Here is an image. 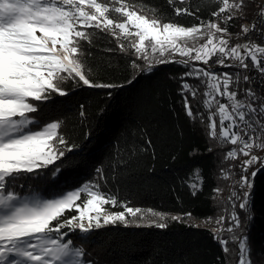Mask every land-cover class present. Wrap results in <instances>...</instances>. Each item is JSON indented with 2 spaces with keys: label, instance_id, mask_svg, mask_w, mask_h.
I'll list each match as a JSON object with an SVG mask.
<instances>
[{
  "label": "snow or ice",
  "instance_id": "snow-or-ice-1",
  "mask_svg": "<svg viewBox=\"0 0 264 264\" xmlns=\"http://www.w3.org/2000/svg\"><path fill=\"white\" fill-rule=\"evenodd\" d=\"M174 2L169 0L170 4ZM217 3L222 6L211 14L217 22L201 21L198 25L183 26L165 22L155 11L148 15L142 9L138 10L134 2L125 0H0V264H92L86 258L84 248L76 246L74 239L68 238L69 233L78 230L80 234H88L116 224L159 229L168 226V214L129 206L128 201H120L114 194L103 191L99 181L88 182L53 198H44L36 192L21 195L15 187L20 178L38 174L50 166L52 174H58L63 167H57L56 162L63 165L68 152L80 147L67 146L64 136L58 132L61 121L45 124L42 116L38 115L43 112V103L53 100V93L67 95L62 91V85L75 78L84 86L122 87L90 81L91 73L90 69L86 72L82 43L91 44L95 34L93 30L110 32L116 37L121 52H131L145 60L147 66L143 69L133 62L132 67L138 73H150L159 63L187 66L190 61H196L207 66L215 58L221 67L245 70L249 68L250 60L252 67L264 76V46L249 41L230 47L225 38L229 35L227 24L235 18L233 10H241L244 0L235 3L217 0ZM175 11L178 16L195 15L189 8H176ZM226 12L229 15L225 16ZM259 16L260 20L251 27L241 26L243 35L250 32L264 34V9ZM221 20L224 27H221ZM218 33L222 35L217 36ZM201 37H206L204 44L187 46L188 40L195 41ZM176 54L188 59H166ZM153 59L155 64L151 62ZM226 59L233 63L226 64ZM185 76L205 78L202 80L207 88L203 106L210 112L207 135L221 144L239 145L228 151L225 159H235L238 154L249 156L241 164L242 171L246 173L248 167L259 159L250 155L252 149H264V87L259 89L262 95L258 97L249 75H237L233 80L231 73H217L204 67H191L181 77L182 81ZM241 79L249 84L242 90L245 99H238V92L231 89V85ZM127 83H132V80ZM189 92L193 97L197 94L192 84L182 82L184 107L187 115L192 117L185 95ZM217 116L219 132L216 130ZM68 166L71 167L72 163L69 162ZM259 170L254 171L250 178L241 176L239 187L242 190L247 188V191L241 198L237 191L232 190L229 197L233 204L231 216L217 219L218 224L225 221L229 224L226 230L233 233L230 241L238 246V264H252V261L247 232L235 234V230L240 228L235 202L239 201V209L251 221L254 218L251 213L252 191ZM96 173L101 180L105 179L102 169L97 168ZM222 174L227 177L225 170ZM189 181L188 187L192 195H196L202 187L200 169L194 170ZM213 191L218 193L220 189ZM82 196L86 199L81 206L77 201ZM108 205L124 210L111 211L106 208ZM72 209L76 214L65 217V212ZM129 216L131 219L127 218ZM184 216L191 217V213L170 218L179 221ZM151 217H158V220ZM206 219L211 221L212 218ZM224 230L218 228L213 238L227 253L229 240L220 234Z\"/></svg>",
  "mask_w": 264,
  "mask_h": 264
},
{
  "label": "trees",
  "instance_id": "trees-1",
  "mask_svg": "<svg viewBox=\"0 0 264 264\" xmlns=\"http://www.w3.org/2000/svg\"><path fill=\"white\" fill-rule=\"evenodd\" d=\"M125 2H134L138 10L142 9L148 15L155 11L165 22L183 26L198 25L201 21L217 22L211 14L222 6L217 0H175L172 4L169 0ZM176 8H189L195 15L178 16ZM261 9H264V0H244L241 10H233L235 18L227 24L228 33L241 34V26L250 27ZM220 23L221 27L225 26L222 20ZM93 31L91 44L82 43L86 72L90 69L91 73L90 81L122 87L84 86L75 78L62 85V91L67 95L53 93V100L44 102L43 112L38 115L42 116L45 124L61 121L58 132L64 136L67 146L80 147L68 152L63 165L56 162L57 167H63L58 174L53 175L50 166L38 174L20 178L15 190L21 195L36 192L44 198H53L88 182L99 181L103 191L114 194L120 201H128L129 206L143 210L150 208L169 215L165 229L116 224L88 234H80L78 230L69 233L68 238L74 239L76 246L84 248L86 258L92 264H238V246L230 241L233 233L226 230L229 224L227 221L218 224L217 219L231 216L233 204L229 197L232 190L237 191L241 198L247 191V188L242 190L239 187L241 176L250 178L254 171L260 169L252 191L251 213L254 218L248 221L247 214L239 209V201H236L240 228L235 230V234L247 232L252 264H264V168H261L264 149L251 151L250 155L259 159L245 173L241 164L249 156L240 154L238 158L225 159L227 152L239 145L221 144L209 138L210 112L203 106L207 90L206 83H202L205 78L185 76L181 80L191 67H201V62L190 61L187 66L159 63L150 73H138L132 67L133 62L143 69L147 66L145 60L131 52H121L116 37L110 32ZM148 54L153 55L151 52ZM173 58L188 59L166 57ZM151 62L155 64L156 60ZM225 63L232 64L233 61L226 59ZM209 69L231 73L233 80L237 75L241 76L237 67L215 64ZM129 80L132 83H127ZM182 82L192 84L197 92L195 97L191 92L185 94L192 117L187 115L184 107ZM231 89L238 92V99H245L242 90L246 88L242 79L233 83ZM218 99L227 103L222 97ZM216 123L219 132L218 116ZM97 168L102 169L105 179L98 177ZM195 169L201 171L202 187L192 195L188 183ZM222 170L227 173L226 178ZM217 188L220 189L218 193L213 191ZM85 199L82 196L77 202L82 205ZM106 208L124 210L110 205ZM184 213H191V217L184 216L179 221L170 218ZM74 214L76 210L72 209L64 215ZM208 217L212 218L211 226L193 222L207 221ZM127 218L131 219L130 216ZM221 226L225 230L220 234L229 240L227 253L213 238Z\"/></svg>",
  "mask_w": 264,
  "mask_h": 264
},
{
  "label": "built area",
  "instance_id": "built-area-1",
  "mask_svg": "<svg viewBox=\"0 0 264 264\" xmlns=\"http://www.w3.org/2000/svg\"><path fill=\"white\" fill-rule=\"evenodd\" d=\"M260 11L257 12L252 24L256 23L260 20V16H259ZM239 36H240V39L242 41L243 40L244 41L245 40H248V41L254 40V41H257L260 44V46H264V34H258L256 32H250L247 36L243 35L242 33L239 34ZM215 61H216V59L213 58L210 61L209 65H207V67L211 66ZM248 63H249V68L247 70L240 68L241 77L243 75L247 74L252 78V86L257 89V96L260 97L262 95V93L260 92L259 89L261 87H264V83H262V81H264V76H261L260 72L256 68L252 67L250 60L248 61ZM242 82H243L245 88L249 87V84L245 83L243 80H242ZM255 149H257V148H254L252 150H255Z\"/></svg>",
  "mask_w": 264,
  "mask_h": 264
},
{
  "label": "rangeland",
  "instance_id": "rangeland-1",
  "mask_svg": "<svg viewBox=\"0 0 264 264\" xmlns=\"http://www.w3.org/2000/svg\"><path fill=\"white\" fill-rule=\"evenodd\" d=\"M251 25H252V23H251ZM250 25V26H251ZM219 35H222V34H217V36H219ZM225 38L229 41V46L231 47V46H235V45H237V44H240V45H243V44H245L246 42H249L248 40H241L240 39V36H239V34H229V35H225ZM206 42V37H201V38H198L197 40H195V41H192V40H188L186 43H187V46L188 47H192L193 45H195L196 47H198L199 45H202V44H204ZM250 42H252V43H255V44H257L258 46H260V44L257 42V41H254V40H251ZM181 43H184L183 41L181 42ZM230 43H233V44H230ZM149 52H150V49H149ZM192 54H194V53H192ZM175 56H180L179 54H176ZM182 57V56H181ZM215 64H218L216 61L211 65V66H209V67H207L206 65H203V63L201 62V67H204V68H213V66L215 65ZM240 154H238V156H239ZM238 156L236 157V158H238ZM226 197V196H225ZM224 197V198H225ZM223 198V199H224ZM82 206V205H81ZM169 216V215H168ZM151 218H153V219H157L158 220V217H151ZM188 221V220H187ZM193 222L194 223H199V224H203V225H207V226H211V222L212 221H204V220H199V221H197V220H193ZM220 228H222V226L220 227ZM231 264V263H230Z\"/></svg>",
  "mask_w": 264,
  "mask_h": 264
}]
</instances>
